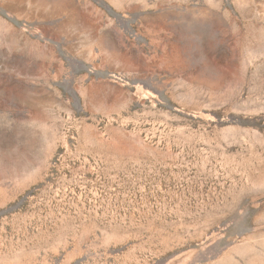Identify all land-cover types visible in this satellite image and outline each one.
<instances>
[{
    "label": "rangeland",
    "instance_id": "rangeland-1",
    "mask_svg": "<svg viewBox=\"0 0 264 264\" xmlns=\"http://www.w3.org/2000/svg\"><path fill=\"white\" fill-rule=\"evenodd\" d=\"M0 264H264V0H0Z\"/></svg>",
    "mask_w": 264,
    "mask_h": 264
}]
</instances>
